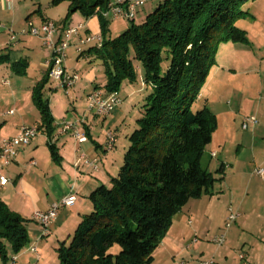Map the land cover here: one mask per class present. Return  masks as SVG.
Segmentation results:
<instances>
[{
  "label": "trees",
  "instance_id": "1",
  "mask_svg": "<svg viewBox=\"0 0 264 264\" xmlns=\"http://www.w3.org/2000/svg\"><path fill=\"white\" fill-rule=\"evenodd\" d=\"M250 1L162 0L143 23L130 21L127 30L107 39L101 14L110 0H69L70 13L98 18L102 44L87 52L102 62L105 94H117L127 83L141 88L142 96L121 165L108 186L99 185L90 194L91 211L56 249L58 264H151L173 217L190 200L209 194L216 179L202 157L216 119L208 109L194 112L192 107L215 65L218 45L247 43L236 22L250 17L244 10ZM6 62L0 57V64ZM25 67L19 62L10 69L23 75ZM49 81L45 72L31 100L40 115L37 130L46 132L57 161L53 119L43 95ZM27 224L0 197L3 260L7 248L19 253L27 245ZM114 247L117 253L111 252Z\"/></svg>",
  "mask_w": 264,
  "mask_h": 264
},
{
  "label": "crops",
  "instance_id": "2",
  "mask_svg": "<svg viewBox=\"0 0 264 264\" xmlns=\"http://www.w3.org/2000/svg\"><path fill=\"white\" fill-rule=\"evenodd\" d=\"M27 7L16 4L14 0H0V57L7 58L6 63L0 64V90L9 98L6 102H2V97L0 100V141L15 137L22 126L37 128L40 125V115L31 100V94L33 88L45 76L48 49L42 46L43 42L40 38L27 34L19 36L15 43H11L9 32L10 30L18 32L16 27H19L20 32L26 29V24L18 20V10L26 9L25 16L29 19L32 10ZM49 21L48 18H41L40 24ZM79 22L84 25L79 24L82 29L74 35L75 38L100 36L97 17ZM254 22L255 25L245 32L247 43L224 45L226 46L223 47L226 51L224 61L220 62L217 59L215 62L217 69L227 67L224 72L234 74L232 78L238 71L245 76L243 87H237L238 91L232 88L230 92L233 97H239L238 109L242 108L244 111L250 109L251 112L255 110L254 114L245 117L255 118L257 122L249 127L255 129L249 140L250 152L242 155L243 149L238 145L237 156L230 163L225 156L220 157L221 160L217 159L221 154L219 152L224 153L225 142H221V146H217L219 147L217 149L212 148L209 153L211 160L205 166L211 173L209 166L213 163V159L217 160L215 161L217 176L214 177L211 173L216 181L209 194L190 200L173 217L164 238L154 251L151 264H198L207 261H211L212 264H239V253L245 256L248 264H264V184L253 183L245 178V170L253 171L257 167H264V138L259 136V133L264 134V131H261L264 130V28L257 23L256 18ZM63 31V28L57 29L52 40L54 42L62 40ZM82 57L87 62L94 59L92 53L87 51H83ZM19 62L26 66L23 70L24 74L20 75L22 78H28V71L32 65L41 68V71L36 73L35 80H32L26 92L24 91L23 98L20 97L19 84L11 83L14 72L10 66ZM65 67H68L66 62ZM94 68H98L96 61L91 63V71L85 72L83 77L80 76L78 83L68 90L69 95L73 92L76 94L77 91L89 94L97 90L108 96L102 88L94 86L95 82L100 80L92 71ZM76 70L77 68L69 71L77 73ZM51 83L49 81L45 87L48 94H45L44 89L43 95L45 99L49 95L46 100L53 119L52 144L56 149L57 161L50 155L46 132L40 130L28 146L18 149L17 157L11 165L3 167L0 163V175L8 180L4 187H0V197L12 212L28 221L27 235L35 240L36 244L50 235L55 237L58 244L65 241L66 237L72 235L81 218L91 211L90 194L99 185L108 186L110 179L115 176V171L116 173L118 171L115 165L108 167L103 163L106 153L110 152L106 150V134L111 131L110 127L116 126L124 119L126 113L122 106L127 99L133 93L142 96L141 88L122 83L124 87L126 86V97L119 98V94H116L121 103L107 116L108 126L101 130L105 145V149H102L103 147L93 142L98 137L91 129L97 122L96 116L92 117V113L83 109L81 105L75 106L74 101L68 103L69 107L62 101H54L53 104L50 101L51 92H55L58 88ZM77 97L75 95V100ZM59 110L62 112V120L56 114ZM63 124H70L72 128L64 132ZM127 126L129 129L126 135L133 124ZM80 130L86 133L87 141L84 143H78L73 137V133ZM215 130H218L217 122ZM125 140L124 148L128 146L126 136ZM211 144L212 141L205 150ZM99 150H103L102 158L98 157ZM31 162L34 164L31 165ZM99 162L102 164L101 167ZM42 190L45 195H41L44 194ZM69 194L75 195L76 202L71 207L59 209L57 217L44 233L39 224L32 220L33 214L37 211H48ZM26 195L31 197L29 201L24 200L27 198ZM20 196L25 198L21 200ZM229 209L238 211L239 217L226 233L224 243L220 246L215 245L211 240L215 236L222 235ZM194 239L198 240L195 244L192 243ZM32 247L36 249V246ZM30 248L28 247L27 250L29 251ZM32 254L39 257L37 249ZM13 258L15 260L11 264L17 261L16 256L11 260Z\"/></svg>",
  "mask_w": 264,
  "mask_h": 264
},
{
  "label": "rangeland",
  "instance_id": "3",
  "mask_svg": "<svg viewBox=\"0 0 264 264\" xmlns=\"http://www.w3.org/2000/svg\"><path fill=\"white\" fill-rule=\"evenodd\" d=\"M16 4H20L21 6L27 7L30 11L29 19L26 18L25 13L26 9L18 10V20L22 24H33L34 27H40L41 24V18H48L50 20L49 22L52 23L57 29L63 28L64 30L67 29H73L77 27L79 24L84 25L83 23H80L79 21H85L86 18L82 15L80 11H75L73 13H70V7H69V0H14ZM129 1H135V0H129ZM162 0H145V2L139 6L135 10V19L134 24L140 25L143 23L145 17L153 12L161 3ZM22 9V8H21ZM244 10L249 13L250 17L239 20L236 22V27L244 32H247L248 28L255 25L256 22L255 18L257 19V23L260 24L262 28H264V0H253L247 3L244 6ZM41 17V18H40ZM39 21V25H38ZM107 21V39H114L117 36H119L121 33H123L130 25V22L125 20H106ZM9 22V21H8ZM16 30L18 32H14L15 34L20 33L19 27H16ZM11 31V30H10ZM99 30V35L100 34ZM76 36H73L69 40L68 48L66 50V64L68 65V70L77 68V75L80 79V76L83 77L85 72L91 71V63L96 61L98 68H94L92 70L98 79H100L98 82H95L94 86L96 87H104L105 85V74H104V68L102 67V62L100 60L92 59V61H85L84 57H82L83 54L82 51H88L90 47H95L96 45H85L79 47V52L76 50L75 47L78 44ZM85 37V36H84ZM224 45H232L231 43H225V44H219L215 53L214 61L218 59V61H224V58L226 57V51L223 47H226ZM237 45V44H236ZM43 46V44H42ZM229 47V46H228ZM238 47V46H234ZM78 48V47H77ZM48 53L47 58H50L51 52L49 50H46ZM41 61H38L40 63ZM216 65V63H215ZM213 65L210 67L208 71V75L206 78V81L204 85L201 88L200 96L196 103L193 105L192 110L198 111L203 108L208 109L216 119V122L218 123V130H215L212 134V144L210 147H208L204 151V155L202 157V165L205 166L208 161L211 160L209 157V153L211 152L212 148H219L217 146L220 145L221 142L224 143V153L221 151L219 152L220 156H218V160H221V158H224L228 160V162L232 163V160L236 158L237 153L236 149L238 145H241V148L243 151L241 152L242 155L249 154L250 152V146H249V140L252 132L255 131V129H248V130H242L241 125L243 123V120L246 116H250L248 114H254V111H244V109H238L237 105L239 102V97H233L230 90L233 88L236 91H238L236 88H242L245 81V76L241 71H238L237 74L232 78L234 74L224 72V70L227 69V67H220L222 69H217L216 66ZM137 71L139 74H141L142 69L137 64ZM226 68V69H225ZM39 70V71H38ZM41 71V68L36 66H31L30 70L28 71V78H22L20 75L13 73L12 76V84H16V82L19 84L18 89L21 92L20 97L23 98L24 91L26 92L27 88L30 85V82L32 80H35L36 73L38 74ZM24 77V76H23ZM1 80V79H0ZM79 81V80H78ZM77 81V83H78ZM140 82V80H138ZM1 83V81H0ZM52 84V83H51ZM54 87L55 84H53ZM76 85V84H75ZM1 87V85H0ZM126 87V86H125ZM125 87L122 84L120 87V90L118 92L119 98L126 97ZM73 88V87H72ZM1 89V88H0ZM3 89V88H2ZM59 89V90H58ZM55 92H51V100L54 104V101L60 102L62 101L64 105L69 107V102H73V104H76L75 106L81 105L83 109L87 110V97L88 95L100 92V91H92L89 94L87 92L81 93L80 91H77L76 94L74 92L72 94H68L69 91H65L63 89L58 88ZM71 89V88H70ZM69 89V90H70ZM91 90V89H88ZM87 90V91H88ZM4 93V91L0 90V100L2 102H6L9 100L7 96ZM81 93V94H80ZM45 94H48V90L45 89ZM68 94V95H67ZM75 95L78 96L75 100ZM80 96V97H79ZM2 97V99H1ZM49 95L46 96V99L48 100ZM141 97L138 94H134L127 99V102L123 104V110L126 113L124 116V119L121 122H118L116 126L110 127L111 131L115 134L116 141H115V147L110 152H107L105 155V158L103 159V163L111 167L112 165H115L117 167L116 170L121 165L122 162V156L123 152H125L127 146L124 148L125 143V136L126 132L129 129L127 124L129 126H132V124L135 123V119L140 116V110H141V103H140ZM246 112V113H245ZM61 110H59L58 113H56L58 116H60V120H62ZM92 113V112H90ZM65 114V113H64ZM92 113V117H93ZM96 116V115H94ZM96 124H93L91 129H93L92 132H96V135H98L97 138L94 139L93 142H96L98 145L103 147L102 149H105L104 145V137L103 134H101V130L106 128L105 126H108L109 118L108 117H98L95 118ZM105 124V125H104ZM264 131V130H261ZM260 138H264V134L259 133ZM221 146V145H220ZM217 152V151H216ZM226 154V155H225ZM103 150L98 151V157L102 158L103 156ZM122 155V156H121ZM243 158V157H242ZM216 159H213V163L209 166V171L213 174L214 177L217 175L216 172ZM101 163L99 162V166L101 167ZM254 171V170H253ZM252 169L245 170V178L247 180H250L253 183L257 184H264V182H261L259 178L255 177L253 175ZM116 174V171L114 175ZM45 195L46 193L44 190H42ZM27 196V195H26ZM25 196L19 197V199L23 200ZM31 197L27 196L24 200L29 201ZM235 211L234 209H232ZM236 213H239L238 211H235ZM240 214V213H239ZM234 224L232 225V227ZM230 229H225L222 231V235L225 237L226 233ZM28 237V235H27ZM68 237H66L67 239ZM65 239V240H66ZM35 240H32L30 236L28 237V243L27 245L21 250L19 253H14L10 248H7L6 253V260H3L0 257V264H11L10 260L12 257H17V261L15 264H58L57 256H56V249L59 246L57 241H55L54 236H48L44 238L40 243L36 244L34 243ZM58 244V245H57ZM36 246L37 254L36 256L32 253H29L27 250L28 247ZM118 248L114 247L112 248V253H117ZM39 259H38V258Z\"/></svg>",
  "mask_w": 264,
  "mask_h": 264
},
{
  "label": "built area",
  "instance_id": "4",
  "mask_svg": "<svg viewBox=\"0 0 264 264\" xmlns=\"http://www.w3.org/2000/svg\"><path fill=\"white\" fill-rule=\"evenodd\" d=\"M111 1H119L123 2V9L119 10H110L109 3L107 5L106 10L101 14L102 17L106 20H125V21H133L135 19V10L141 6L145 0H110ZM82 29V26L78 25L73 29H67L63 31V39L58 42H54L52 40V36L57 32V28L50 22L43 23L40 27H34L33 24H26V29L21 31L19 34H15L13 31L10 32V41L11 43H15L17 38L21 35H30L33 37H38L42 40L44 47H46L50 52L51 56L45 62V69L48 76V79L55 84L56 88L63 89L68 91L72 88L77 81L79 80L78 75L75 72H70L65 67L66 60V50L68 48L69 40L72 36L76 35L79 30ZM84 45H101V37L100 36H86L85 38H81L78 41L77 46L75 47V51L77 47ZM121 103L120 99L116 94H111L108 96H104L102 92L96 94L89 101H87V111L92 112L94 115L98 117H107L109 116L113 110L119 106ZM11 114V113H10ZM257 122L255 118L249 117L245 118L244 122L241 126L242 130H248L251 125H255ZM72 128L70 124H63L62 130L67 132ZM38 130L36 127H27L22 126L18 134L10 139H3L0 141V163L3 167H7L11 165L17 157L18 149L20 147L28 146L31 141L37 136ZM74 139L78 143H84L87 141L86 134L83 130L75 131L73 133ZM116 141L115 134L112 131L107 132L106 134V150L111 151L114 147ZM214 156V155H212ZM34 163L31 162V165ZM253 175L261 180H264V167H257L253 171ZM8 183V180L0 175V187H4ZM76 202V197L73 194H69L63 198H61L58 203L54 204L48 211L45 212H35L32 216V220L39 224L45 233L49 228L50 224L57 217V213L61 208H68L74 205ZM239 214L229 209L226 222L225 229H230L232 225L238 219ZM198 240L194 239L192 241L195 244ZM225 241V237L223 235L215 236L211 242L215 245H222ZM31 253H35L36 249L31 247L29 249ZM14 258L11 260V263L14 262ZM239 264H248L245 256L242 253L238 254ZM176 264H184V263H176ZM198 264H212L211 261L200 262Z\"/></svg>",
  "mask_w": 264,
  "mask_h": 264
},
{
  "label": "bare ground",
  "instance_id": "5",
  "mask_svg": "<svg viewBox=\"0 0 264 264\" xmlns=\"http://www.w3.org/2000/svg\"><path fill=\"white\" fill-rule=\"evenodd\" d=\"M109 9L110 10H119V9H123V2H119V1H111L109 2ZM134 20V19H133ZM30 24V23H29ZM101 44H102V40H101ZM85 46V45H84ZM97 47H100L101 45H96ZM81 47V46H80ZM80 48H77V51L79 52ZM100 92H95L92 93L90 95H88L87 97V101L90 100V98H92L93 96H95L96 94H99Z\"/></svg>",
  "mask_w": 264,
  "mask_h": 264
}]
</instances>
